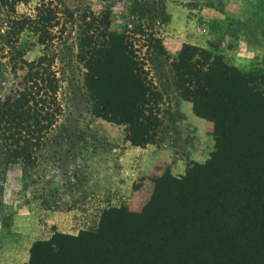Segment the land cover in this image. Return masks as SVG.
Returning a JSON list of instances; mask_svg holds the SVG:
<instances>
[{
  "label": "rangeland",
  "instance_id": "obj_1",
  "mask_svg": "<svg viewBox=\"0 0 264 264\" xmlns=\"http://www.w3.org/2000/svg\"><path fill=\"white\" fill-rule=\"evenodd\" d=\"M30 1L34 5L36 0ZM60 2L63 11L79 15L109 10L112 31H131L134 48L162 97L160 124L154 143L137 147L126 140L123 126L93 114L85 71L76 58L79 22L64 16L65 31L51 48L23 33L17 48L26 60L47 52L53 57L60 112L43 135L34 166L10 165L0 150V264H264V218L254 223L247 217L250 222L242 223L237 217L233 227L202 240L201 218L179 215L174 227L147 233L155 241L147 246L145 260L137 256L142 248L136 242L146 233H139L143 220L138 215L148 205L159 208L147 212L153 219L164 218L196 179L223 172L233 159L230 153L213 166V123L192 113L185 117L173 63L183 45L201 48L253 75L264 95V0ZM26 10L17 8L19 14ZM150 30L161 37L165 55L142 46L140 34ZM10 77L0 67V95ZM252 167L250 185L264 192V171ZM188 172L190 185L169 189L170 179L181 180Z\"/></svg>",
  "mask_w": 264,
  "mask_h": 264
},
{
  "label": "trees",
  "instance_id": "obj_2",
  "mask_svg": "<svg viewBox=\"0 0 264 264\" xmlns=\"http://www.w3.org/2000/svg\"><path fill=\"white\" fill-rule=\"evenodd\" d=\"M30 2L0 0V67L5 66L11 76L0 95V150L4 160L10 165L34 166L43 135L60 112L53 57L47 52L28 61L17 43L28 32L37 36L45 48H51L65 31L64 16L80 23L76 58L85 71L84 85L93 114L123 126L132 146L154 143L162 97L149 79L144 58L134 48L131 31H112L109 10L79 15L63 11L60 0H36L34 5ZM19 6H24L26 12L19 14ZM140 35L145 38L142 46L153 49L155 55H165L157 32ZM172 66L180 99L192 103L195 116L213 123V166L217 167L230 153L233 159L223 172L196 179L191 189L178 198L171 214L153 219L154 214L147 212L159 208L148 205L145 214L138 215L143 220L139 233L146 231L136 239L142 248L137 253L141 260L149 257L147 246L155 241L147 235L151 228H156V234L164 227H174L179 220L174 217L179 215L196 214L201 218L202 240L213 238L218 229L233 227L237 217L242 223L250 222L247 217H252L254 223L264 218V192L261 186L250 185L252 177L248 173L256 171L252 166L264 171V95L253 75L227 66L220 55L189 45L182 46ZM188 174L178 181L170 179L169 189L190 185L193 177Z\"/></svg>",
  "mask_w": 264,
  "mask_h": 264
},
{
  "label": "crops",
  "instance_id": "obj_3",
  "mask_svg": "<svg viewBox=\"0 0 264 264\" xmlns=\"http://www.w3.org/2000/svg\"><path fill=\"white\" fill-rule=\"evenodd\" d=\"M190 104L191 103H189V102H187V101H183L182 102V105H183V107H184V109H185V117H187V118H189L190 117V115H191V113L193 114V112H192V106H190ZM175 168H173V170H174ZM177 171H179V169L177 170Z\"/></svg>",
  "mask_w": 264,
  "mask_h": 264
}]
</instances>
